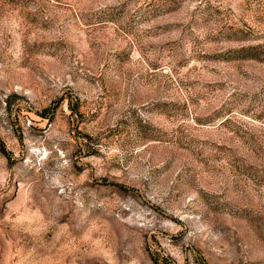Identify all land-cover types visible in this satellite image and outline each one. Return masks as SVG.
<instances>
[{
  "label": "rangeland",
  "instance_id": "rangeland-1",
  "mask_svg": "<svg viewBox=\"0 0 264 264\" xmlns=\"http://www.w3.org/2000/svg\"><path fill=\"white\" fill-rule=\"evenodd\" d=\"M0 264H264V0H0Z\"/></svg>",
  "mask_w": 264,
  "mask_h": 264
}]
</instances>
